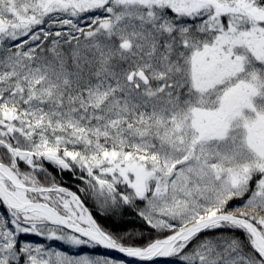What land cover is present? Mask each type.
Segmentation results:
<instances>
[{
  "label": "snow or ice",
  "instance_id": "snow-or-ice-1",
  "mask_svg": "<svg viewBox=\"0 0 264 264\" xmlns=\"http://www.w3.org/2000/svg\"><path fill=\"white\" fill-rule=\"evenodd\" d=\"M0 264H264V0H0Z\"/></svg>",
  "mask_w": 264,
  "mask_h": 264
},
{
  "label": "trees",
  "instance_id": "trees-1",
  "mask_svg": "<svg viewBox=\"0 0 264 264\" xmlns=\"http://www.w3.org/2000/svg\"><path fill=\"white\" fill-rule=\"evenodd\" d=\"M65 184H72V181L70 179H68L67 177H65ZM98 252L100 251H104V250H97Z\"/></svg>",
  "mask_w": 264,
  "mask_h": 264
}]
</instances>
